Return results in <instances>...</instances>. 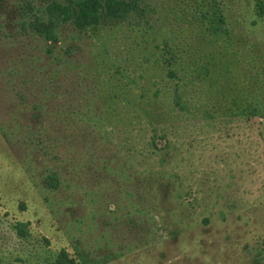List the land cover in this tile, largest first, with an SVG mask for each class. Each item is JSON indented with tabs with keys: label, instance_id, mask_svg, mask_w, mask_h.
<instances>
[{
	"label": "rangeland",
	"instance_id": "obj_1",
	"mask_svg": "<svg viewBox=\"0 0 264 264\" xmlns=\"http://www.w3.org/2000/svg\"><path fill=\"white\" fill-rule=\"evenodd\" d=\"M149 1L51 54L2 22L0 264H264V0Z\"/></svg>",
	"mask_w": 264,
	"mask_h": 264
},
{
	"label": "trees",
	"instance_id": "obj_2",
	"mask_svg": "<svg viewBox=\"0 0 264 264\" xmlns=\"http://www.w3.org/2000/svg\"><path fill=\"white\" fill-rule=\"evenodd\" d=\"M8 2L10 3V0H0V26L5 18L6 23L13 19L17 30L33 32L42 37L48 43L46 48L48 54L53 52L51 47L60 42L58 30L61 26L69 24L79 32H85L89 27L94 28L109 21H124L132 14L144 18L147 16V8L150 4L149 0H48L46 9L42 15H39L30 14L34 12L35 7L31 1H28L18 6L17 16L16 13L12 16L6 9ZM168 2L173 10L182 11L186 24L206 25L212 32L233 34L220 0H201L193 6H191L193 0H168ZM187 3L188 6H184ZM19 96L22 103H27L23 94ZM33 103L34 110L39 111L40 104ZM153 135V145L159 146L155 138L156 131ZM24 228L18 225L20 232H25Z\"/></svg>",
	"mask_w": 264,
	"mask_h": 264
}]
</instances>
